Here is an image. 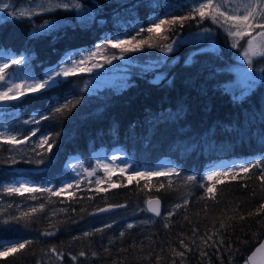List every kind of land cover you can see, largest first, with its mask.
Returning a JSON list of instances; mask_svg holds the SVG:
<instances>
[{"label": "trees", "instance_id": "trees-1", "mask_svg": "<svg viewBox=\"0 0 264 264\" xmlns=\"http://www.w3.org/2000/svg\"><path fill=\"white\" fill-rule=\"evenodd\" d=\"M85 1L92 4V0ZM95 2L97 4L92 5L107 7L109 11L97 13L96 19L101 18L103 22L88 26L64 23L38 31L45 21L52 19L75 21L74 12L63 9L23 18L1 14L0 52L26 54L34 66L33 74L39 77L66 54L94 48L103 43L105 36L135 35L137 26L147 28L148 21L163 18L165 13L188 15L191 8L184 0ZM114 9L118 12L113 15ZM204 28L215 32L216 43L210 47L208 40L189 41L174 52L165 53L166 62L156 69L164 74L158 82L152 80L154 71L130 65L129 83L119 90L103 88L89 92L84 87L88 74L79 73L43 95L31 94L23 98V103L0 106V132L7 129L20 140L23 139L20 133L29 135V141L15 146L0 142V161L13 155L19 160L18 152L21 151L32 158L31 148L41 132L59 133L50 157H45L46 161L51 159L50 163H0V240L33 241L24 249L0 258V264H172L173 260L175 264H246L248 255L264 238V213L255 214L264 203V183L257 179L261 169L253 167L248 173L240 172L235 181L223 178L225 182L216 186L215 200L205 197L195 183L186 185L183 178L195 175L198 182L207 184L212 182L201 181V176L213 166L227 167L229 163L246 160H259L264 166V80L261 79L264 68L255 87L234 99L222 84L231 77L226 67L234 61V49L241 48L246 37L239 39L238 48H232V39L219 25L209 19L199 22L197 16L194 20H186L182 28L177 23L163 31L156 42L164 45ZM139 38H146V34ZM199 47L205 51L198 50ZM108 48L118 51L111 46ZM160 52L159 47H145L142 52L126 55L149 62V59L160 57ZM172 57L175 59L169 62ZM189 57L192 62L185 63ZM76 99H80V103L75 107L69 104L71 111L55 113L63 103H74ZM40 113L50 118L40 122V132L32 137L29 129L37 125L22 122L38 118ZM112 148L121 150L134 165L151 168L160 161H167L179 166L180 174L171 177L172 188L169 189L166 177H152L150 182L147 178L141 179L137 185L135 180L128 182V174L113 172L112 183L117 186L111 187L103 179L101 186L107 191L97 193L96 178L83 173L79 189L74 186L69 190L75 193L71 200L68 192L60 197L37 192L34 193L35 201L27 199L33 194L25 193L21 197L4 192L7 185L21 178L35 187H51L74 175L69 165L71 156L80 157L86 167L91 168L96 152ZM97 175L102 178L103 169ZM161 182L166 188L158 191ZM245 184L247 187L243 186ZM152 196L162 200L160 217L141 211ZM184 198L189 200L187 207L176 210L165 220L167 212ZM39 203L45 204L44 211L30 213L27 223L24 220L5 223ZM109 204L125 205L110 214L121 213L127 217L92 226L93 221L104 215L95 210ZM53 211L56 212L54 216ZM249 212L253 215L249 216ZM221 222L225 224L223 229H219ZM128 223H133L134 227L127 229ZM105 224L112 227L94 232ZM193 229L198 230L196 235ZM217 229L219 232L212 240L219 247L212 245V240L209 241L212 246H205L200 237L207 239V235L216 233ZM44 231H56V235L43 237ZM121 231L125 232L123 237L119 236ZM85 232L90 235L85 237ZM181 238L191 251L180 245ZM221 239L223 244L219 243ZM53 246L64 253L62 261L50 253ZM173 250L183 251L185 256H174ZM80 251L87 255L79 257ZM92 252L97 255L92 256ZM201 252L207 255L202 256ZM70 255L77 256V260L72 261Z\"/></svg>", "mask_w": 264, "mask_h": 264}, {"label": "snow or ice", "instance_id": "snow-or-ice-1", "mask_svg": "<svg viewBox=\"0 0 264 264\" xmlns=\"http://www.w3.org/2000/svg\"><path fill=\"white\" fill-rule=\"evenodd\" d=\"M48 7L40 5V12H52L56 9H63L65 11H77L78 15L87 14L86 19H94L91 16V13L87 11L85 6L79 2V0H47ZM190 13L188 15H175L174 13H165L163 18H156L154 20L148 21L147 28L137 26L135 30V35L125 34L124 38L119 36H105L102 44H97L94 46V50H86L85 53H80L78 50L77 55H80V59H73L71 56H65V58L58 62L55 66L49 67L44 70L43 74L37 77L32 73L29 58L23 53L19 54L18 58L14 55H7L3 58V61L0 62V104L20 102L23 103V98L31 95L38 94L43 95L44 93L54 89L58 85L64 83V81L72 76H75L79 73H91L96 69H101L105 64L111 65L114 60H125L126 54L128 53H137L142 52L145 47L156 48L159 47L161 52L172 53L175 49L179 48L181 44L185 41L183 39L172 40L170 43L164 45H158L156 40L161 38V33L166 30H170L173 26L179 23L180 27H183V24L186 20H194L199 17V22H202L205 19L211 20L212 23L219 25L224 29L226 34L232 39L231 47H239V39L248 37L246 40V46L242 49L241 52L237 53L239 58L245 62V66L242 68L243 73L246 75L248 83V91L252 90L256 83L257 77L253 74V59L254 58H264V0H191ZM13 5L6 0H0V11L6 15L16 17L17 15L21 18L31 17L36 13L28 11L16 10L8 11L12 9ZM83 11H80L82 10ZM46 26H51V22L45 21L44 25L41 26V29H45ZM212 32L210 28L201 29V34L198 35L200 39L212 40L213 38L208 35ZM253 32L255 34L253 35ZM146 38H139L145 36ZM167 39V37H163ZM108 46L111 48L118 49V53L112 52L109 55L103 54L105 51H110ZM200 51H205L201 49ZM191 57L185 61V63H191ZM15 66V67H13ZM10 69V71H5ZM264 80V77H261ZM19 81V82H17ZM85 89H87V84H85ZM227 91V89H225ZM244 95V93H242ZM82 99V97H81ZM234 99H239V97H234ZM80 103V99H76L73 103L68 101L63 103L62 106L55 109L56 114H64L65 111H71L69 104L72 107H75L76 104ZM50 117L40 113L38 118L33 117L30 120H25L22 123L24 125L35 124L37 127L35 129H29L30 135L36 137L37 132H40L39 124L43 120H47ZM7 133V134H6ZM23 136V139H17L16 135L8 132L7 129L4 132H0V142L10 146H15L23 144L25 141H29V135L20 133ZM59 133L52 132H41L40 136L37 137L35 144L31 148V151L34 153L32 158H28L23 152H18L20 159L18 160L15 155L10 157V159L0 161V163L16 165L20 162H27L35 165H44L50 163L51 159L47 161L45 157H50L52 149L56 143V137ZM46 145V147H44ZM122 161V163L117 164L119 171L121 173L127 174L131 169V174L127 175L128 182L131 183L133 180L136 181L139 185L141 179L147 178L150 182L152 177H166L168 178L167 187L172 188L171 177L173 175L179 176L180 168L179 166H172L168 164H161L158 167L149 168L146 170H141L142 166L134 165L126 159H123L120 156L113 155L110 162H102L97 160L96 164L98 168L103 169L104 176L102 178L95 179L97 193H103L107 191L106 188L102 187V180L106 179L108 184L111 187H116L117 185L112 183V173L114 168L112 166L113 162ZM219 167V170L217 168ZM256 167L260 168L261 172L257 179L264 183V166H262L261 161L256 160H246L244 162L229 163L227 167L223 166H213L206 170V175L201 176V181L207 182L211 181L212 183H201L197 181L195 175H185L184 182L186 185L195 183L200 187L205 194V197L215 200L216 196V186L217 184L224 183L223 178H229L232 181L237 180L240 172L248 173L251 168ZM74 175L69 177L68 180H61L57 184L47 187H35L30 182L22 181L18 185L11 184L7 185L4 188V192L8 195L18 194L21 197H24L25 193L33 194L27 197L30 200H37V196L34 193H50L51 196L60 197L63 193L68 192L69 200L73 199L75 193L69 192L73 189L74 186L76 189H79L81 184L80 174L76 172L77 166L75 164L71 165ZM87 173L88 177L94 176L96 169L92 171L84 170ZM147 187V184L145 185ZM247 187V185H243ZM165 183H159L160 189H165ZM203 198V197H202ZM189 200L187 198L183 199L182 203H176L164 217L165 220L172 217L176 210L187 207ZM125 205L122 204H109L103 208H97L96 213L110 212L116 208H123ZM45 209L44 203H39L38 206H30L27 211H22L20 216H12L8 223H20L21 220H24L27 223V218L30 213L43 212ZM61 212L66 211V209H60ZM75 211V209H73ZM141 211H146L154 214L156 217L161 215V201L159 196L153 198L149 197L146 201V208L141 209ZM264 213V203H261L260 206L256 209L255 214L259 215ZM95 214V213H94ZM52 215H56V212L53 211ZM249 216L253 215L252 212L248 213ZM240 219L243 220L244 217L240 216ZM168 225L165 224V227ZM111 224H105L102 228L94 229V232H102L105 228H111ZM134 227L133 223H128L126 225L127 229H132ZM225 228V224L221 222L219 224V229ZM217 229L216 233L212 235H207V239L200 237L202 243L205 246L215 245L217 248L219 245L216 244L215 240H212L213 235H217L219 232ZM59 231V229H56ZM56 231H44L41 233L43 237H51L56 235ZM197 229H193V235H196ZM85 237L89 236L90 233H83ZM125 235L124 231L119 233L120 237ZM77 239V237H73ZM212 240V245H209V241ZM33 243L30 239H18L14 242H5L0 240V258L8 257L13 253L18 252L21 249H24L27 245ZM180 245L183 248L191 251V248L188 243H185V239L181 238L179 240ZM192 243L195 244V240H192ZM220 244H223L221 239ZM107 251V249H105ZM50 253L55 254L59 260H63L64 253L58 252L55 246L50 248ZM174 256H179L183 258L185 253L183 251L176 252L173 250ZM79 257H85L87 253L85 251L79 252ZM92 256H96V252L91 253ZM202 256H206V252H201ZM259 257V260L257 259ZM72 261L77 260V256H71ZM159 260V256H157ZM172 264H175L173 260ZM246 264H264V243H260L259 247L256 248L254 252L247 258Z\"/></svg>", "mask_w": 264, "mask_h": 264}, {"label": "rangeland", "instance_id": "rangeland-1", "mask_svg": "<svg viewBox=\"0 0 264 264\" xmlns=\"http://www.w3.org/2000/svg\"><path fill=\"white\" fill-rule=\"evenodd\" d=\"M107 2H110V0H106ZM115 1H121V0H115ZM6 2H9L13 5L12 9H9L8 11H12L13 9L16 10L17 12L20 11H28L31 10L33 12H35L36 14L38 13H46V12H40L39 11V7L40 5H43L44 7H48V3L47 0H6ZM53 2H55V0H53ZM80 3H82L85 8L87 9V11L89 13H91V16L94 17V19H86L87 18V14H81V16L78 15L77 11H74V17H75V21L72 19H52L49 20V22H51V26H46L45 29H41V26L38 28V31H44V30H48L50 28L59 26L61 24L64 23H71V24H80L81 26H88L91 25L94 22H103L104 20L101 18H97V13L102 12V13H106L107 11H109V8L105 7V8H100L98 5L94 6L92 4H97L95 2V0H92L91 3H88L85 0H79ZM184 2L188 3L190 6H192L191 4V0H184ZM101 5H104L103 3L98 2ZM99 7V8H97ZM122 8V6L120 7V9ZM105 10V11H104ZM80 11H83L80 10ZM117 10L114 9L113 10V15L117 14ZM1 14H3L2 11H0V17ZM44 25V24H43ZM223 29V28H222ZM224 30V29H223ZM214 33L215 32H211L208 35H210L213 39L212 40H208L210 47L215 44V37H214ZM201 34V29H198L197 32L191 33L189 35L186 36H179L177 37L175 40H179V39H183L185 42H203L206 41V39H200V37L198 35ZM255 34V32H253V35ZM248 39V37L245 38V41L243 43V46L239 49H234L235 52L233 54V59L234 61L231 62V64H229L226 69L228 71L229 74H231L230 79H226L223 82V87L224 89H227V92L230 93L233 97H239L241 98L243 95L242 93L246 94L248 92L247 89V77L246 75L243 73L242 68L245 66V62H243L239 56L237 55V53L241 52L242 49L246 46V40ZM205 48H208V46H206ZM114 49V48H113ZM203 49L202 47H199L198 50ZM89 50H94V48H91ZM110 51H105L103 54L105 55H109L112 52H115L114 50L109 49ZM213 50V49H211ZM80 53H85L86 51H82V50H78ZM119 51V50H118ZM115 52V53H118ZM77 51L71 53V54H66L67 56H71L73 59H80V55L76 54ZM161 56L158 58H152L149 59V62H142L139 61L137 59H132L130 56L126 55V59L125 60H114L112 62L111 65L105 64L103 68L101 69H96L91 73H86L88 74V78L85 82V84H87V91L89 92H97L99 91V89H103V88H112V89H116L119 90L121 88H123L124 86H126L129 83V79H130V72L129 69L130 65L133 66H137L138 68H143L144 70H149V71H154V73L152 74V80L154 82H158L163 78V73L156 70L158 69L162 64H164L166 62L165 60V52H160ZM7 55H14L18 58L19 55L14 54V53H5V52H0V62L3 61V58ZM25 56H27L26 54H24ZM28 57V56H27ZM29 58V57H28ZM65 57H63L64 59ZM61 59V61L63 60ZM175 59V57H172L171 60H169V62H172ZM263 58H254L253 59V74L257 77V82L259 81V75H260V71L264 68V63H262ZM260 62V63H259ZM29 65L31 68L32 73L34 72V66L32 64V62H30L29 60ZM55 66V65H54ZM52 67V66H51ZM49 68V67H48ZM6 72L8 70H5ZM19 82V81H17ZM84 84V87H85ZM8 103H4V104H0V106H4ZM26 143V141H25ZM113 155H117L122 157L123 159H126V157L124 156V153L119 150L118 148H112L109 151H98L94 154V162L91 166V168H87L85 163H83V161L81 159L72 157L69 161L70 166L75 164L77 166L76 168V172L80 174V176L84 173L85 176H87V173L84 171L85 169H87L88 171H92V169H96V172L94 174V177L97 179L98 175L97 172L100 171V169L102 168H98L96 161L99 159L102 162H110L111 161V157ZM127 160V159H126ZM130 162V161H129ZM122 163V161H117V162H113L112 166L115 169L114 172H118L119 168L117 167V164ZM161 164H168V165H172L170 162L167 161H160L158 162L156 165V167H158ZM151 167V168H154ZM173 166V165H172ZM149 168H144L142 167L141 170H146ZM120 172V171H119ZM128 175L131 174V169L129 170V172L127 173ZM93 177V176H92ZM25 181L24 179H19L18 181L14 182L15 184H19L20 182ZM121 217H127L126 215H123L121 213H107L104 214L102 217H100V219L95 220L92 222V226L93 225H97V224H102L105 222H112L118 218ZM98 222V223H97ZM100 222V223H99ZM2 250V249H0Z\"/></svg>", "mask_w": 264, "mask_h": 264}, {"label": "water", "instance_id": "water-1", "mask_svg": "<svg viewBox=\"0 0 264 264\" xmlns=\"http://www.w3.org/2000/svg\"><path fill=\"white\" fill-rule=\"evenodd\" d=\"M153 198H155V197H157V196H152ZM160 198V197H159ZM160 201H161V213H162V211H163V203H162V200L160 199ZM114 210V209H113ZM112 210V211H113ZM111 212V211H110ZM103 213H108V212H103ZM149 213V212H148ZM151 216H154V217H156L154 214H152V213H149ZM260 243H264V238L262 239V241L260 242ZM260 243L253 249V251L252 252H254L255 250H256V248L257 247H259V245H260ZM252 252L248 255V257L252 254ZM247 257V258H248ZM258 260H259V257L257 258Z\"/></svg>", "mask_w": 264, "mask_h": 264}]
</instances>
